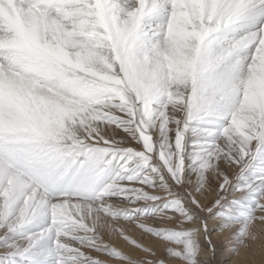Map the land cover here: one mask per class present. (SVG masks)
I'll use <instances>...</instances> for the list:
<instances>
[{
	"label": "snow or ice",
	"instance_id": "snow-or-ice-1",
	"mask_svg": "<svg viewBox=\"0 0 264 264\" xmlns=\"http://www.w3.org/2000/svg\"><path fill=\"white\" fill-rule=\"evenodd\" d=\"M257 222L264 0H0V264H207Z\"/></svg>",
	"mask_w": 264,
	"mask_h": 264
},
{
	"label": "bare ground",
	"instance_id": "bare-ground-1",
	"mask_svg": "<svg viewBox=\"0 0 264 264\" xmlns=\"http://www.w3.org/2000/svg\"><path fill=\"white\" fill-rule=\"evenodd\" d=\"M257 226L260 239L255 242L250 241V247H242L237 254L228 251L229 246L225 241L230 233H220L218 230H214L211 239L216 250L215 252L209 250L205 244V251L201 254V259L206 260L207 264H264V223L257 222ZM201 240H204L203 233H201Z\"/></svg>",
	"mask_w": 264,
	"mask_h": 264
},
{
	"label": "clouds",
	"instance_id": "clouds-1",
	"mask_svg": "<svg viewBox=\"0 0 264 264\" xmlns=\"http://www.w3.org/2000/svg\"><path fill=\"white\" fill-rule=\"evenodd\" d=\"M258 239H260V232L258 231V226L257 224H253L250 231H249V234H248V238L247 240L245 241V245L243 248H248L250 247V241L251 242H255L257 241Z\"/></svg>",
	"mask_w": 264,
	"mask_h": 264
}]
</instances>
